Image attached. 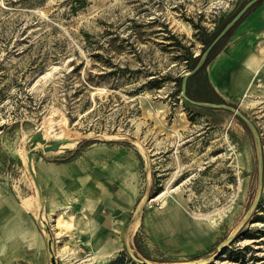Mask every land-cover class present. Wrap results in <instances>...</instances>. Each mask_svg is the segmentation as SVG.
<instances>
[{
  "label": "rangeland",
  "instance_id": "374dc122",
  "mask_svg": "<svg viewBox=\"0 0 264 264\" xmlns=\"http://www.w3.org/2000/svg\"><path fill=\"white\" fill-rule=\"evenodd\" d=\"M249 1L0 0V186L29 209L27 177L40 208L27 167L39 132L69 146L38 143L34 169L74 155L86 177L108 172L102 201L95 192L87 208L91 195L77 194L44 212L43 264H264L258 207L243 224L258 192L256 137L230 111L187 105L177 82ZM262 88L230 105L255 124L264 154ZM14 260L0 256L34 264Z\"/></svg>",
  "mask_w": 264,
  "mask_h": 264
},
{
  "label": "crops",
  "instance_id": "0c3cea01",
  "mask_svg": "<svg viewBox=\"0 0 264 264\" xmlns=\"http://www.w3.org/2000/svg\"><path fill=\"white\" fill-rule=\"evenodd\" d=\"M207 76L212 89L227 104L251 95L259 83L264 88V4L250 12L231 33L224 49L208 65ZM35 168L47 216L68 209L77 194L84 198L85 194L91 195L87 208L92 207V195L96 192V200L99 194L102 201L103 188L107 191L103 186L107 185L108 172L102 166L99 173L86 177L79 162L56 163L41 157ZM94 176L95 190L91 188L93 193H87L85 187L93 184ZM12 192L5 184L0 186V256L29 258L34 264H43L41 258L50 250L40 220Z\"/></svg>",
  "mask_w": 264,
  "mask_h": 264
},
{
  "label": "water",
  "instance_id": "95a60500",
  "mask_svg": "<svg viewBox=\"0 0 264 264\" xmlns=\"http://www.w3.org/2000/svg\"><path fill=\"white\" fill-rule=\"evenodd\" d=\"M261 0H250L237 14L236 16L223 28V30L217 35V37L214 39V41L208 46V48L205 50V52L202 54L199 62L195 66L193 70L188 72L182 81V88H181V95L182 98L191 102L194 105L200 106V107H206V108H211V109H223L232 112L239 118H241L253 131L256 140H257V148H258V192L257 196L251 205L250 209L248 210L247 214L245 215L244 218V223L248 220L249 216L251 213L258 207L263 191H264V154H263V146L261 142V137L258 132V129L256 128L255 124L252 122V120L244 114L239 108L234 107L230 104L224 103V104H217V103H209V102H202V101H195L192 100L188 97L187 95V84H188V79L195 75L197 72L201 70V68L205 65L210 52L212 49L224 38V36L234 28V26L247 14V12ZM38 143L40 144H47L46 139L44 138V135L42 132H39L38 135L33 138L28 152H27V167L29 170V173L31 177L33 178V181L36 185V188L38 190V195L40 199V208H38V205L36 203L35 197L31 194V184L30 181L28 180L27 177H24L25 180V187L27 192L21 193V198H23L24 203L28 205L29 209L32 210L35 213H38L39 220L45 221L44 220V207H43V200H42V192L41 188L38 182V178L34 169V164H33V155L37 151L38 148ZM60 144V141H56L51 143V147L45 148L47 150H56L58 145ZM235 237V234L230 236L227 241H231ZM224 247V244H222L221 249ZM221 253V250L219 253L211 258L205 259V260H199L195 261V263H200V262H211L212 260H215L216 257Z\"/></svg>",
  "mask_w": 264,
  "mask_h": 264
},
{
  "label": "trees",
  "instance_id": "16d2710c",
  "mask_svg": "<svg viewBox=\"0 0 264 264\" xmlns=\"http://www.w3.org/2000/svg\"><path fill=\"white\" fill-rule=\"evenodd\" d=\"M262 4H264V0L259 1L257 4H255L248 12L247 14L234 26L233 29H231L222 40H220V42L212 49V51L209 54V57L205 63V65L201 68V70L199 72H197L195 75L191 76L188 79V84H187V95L190 99L195 100V101H202V102H209V103H217V104H224L227 103L218 93H216L210 83H209V79L208 76H205L207 81H206V85L201 86V85H195L194 82L195 80H197V78L206 70L207 66L211 63V61L216 57V55L220 52L221 50V46L223 45V43L229 38V36L231 35V33L236 29V27L242 22V20L250 13L252 12L255 8L261 6ZM233 19V18H232ZM231 19V20H232ZM229 20L228 22L225 23V25L223 26V28L231 21ZM222 28V30H223ZM221 30V31H222ZM220 31V32H221ZM219 32V33H220ZM218 33V34H219ZM218 34L213 35V37L211 38V41L209 42L208 46L214 41V39L217 37ZM200 57L195 58V64L193 65L192 70L195 68V66L197 65V63L200 60ZM189 61V60H188ZM184 76H181L177 79V82L182 86V81H183ZM202 91H206L207 93H211V95L213 96V99H201L199 98V95L202 93ZM187 105L189 106H194L191 102L186 101ZM239 118V117H237ZM240 119V118H239ZM242 122L243 120L240 119ZM74 155H72L71 157L63 160L62 162H66V161H71L74 159ZM255 217L257 219H259L261 222L264 223V203L261 200V202L259 203L258 206V211L255 213ZM109 264H124V258L123 257H118L117 259H115L114 261H111Z\"/></svg>",
  "mask_w": 264,
  "mask_h": 264
},
{
  "label": "bare ground",
  "instance_id": "6f19581e",
  "mask_svg": "<svg viewBox=\"0 0 264 264\" xmlns=\"http://www.w3.org/2000/svg\"><path fill=\"white\" fill-rule=\"evenodd\" d=\"M45 138V137H44ZM76 140H78V139H76ZM42 146H44V147H46V148H48V147H51L52 145H50V144H42ZM68 146H69V142H67V143H62V144H59L58 145V147L56 148V150H58V151H62V150H66L67 148H68ZM163 193H161L160 194V196L162 195ZM43 224V223H42ZM45 228V227H44Z\"/></svg>",
  "mask_w": 264,
  "mask_h": 264
}]
</instances>
